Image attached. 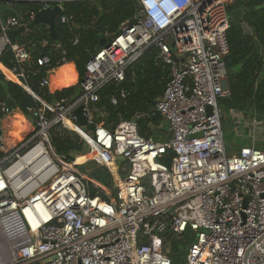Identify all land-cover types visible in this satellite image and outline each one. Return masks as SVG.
Instances as JSON below:
<instances>
[{"label":"built area","instance_id":"2783aa9c","mask_svg":"<svg viewBox=\"0 0 264 264\" xmlns=\"http://www.w3.org/2000/svg\"><path fill=\"white\" fill-rule=\"evenodd\" d=\"M19 1L0 0V6L16 9ZM37 1L39 12L58 6L61 14L64 3L90 0ZM137 3L135 22L122 24L85 64L78 97L27 108L33 136L9 153L0 141L5 154L0 159V264H171L159 235L187 229L195 238L184 264H264V149L247 145L227 154L218 106L229 95L226 0ZM36 14L25 13L27 22L9 14L5 26L0 24V53L9 47L11 72L26 92L25 81L34 75L27 68L31 50L11 44L6 32L30 24ZM60 14V24L73 21ZM152 48L169 70L154 107L169 139L148 141L133 121H121L112 132L101 125L89 133L78 127L74 111L82 107L87 125H93L99 91L121 84L127 69ZM36 63L48 69L51 62L42 57ZM41 86H47L46 78ZM117 101L111 99L113 105ZM230 116L236 134L264 142V122L236 111ZM58 124L76 132L89 148V160L114 175L113 197L90 196L78 165L55 154L49 132ZM169 151L174 156L167 166L159 160ZM116 157L130 166L123 178L113 167Z\"/></svg>","mask_w":264,"mask_h":264},{"label":"trees","instance_id":"16d2710c","mask_svg":"<svg viewBox=\"0 0 264 264\" xmlns=\"http://www.w3.org/2000/svg\"><path fill=\"white\" fill-rule=\"evenodd\" d=\"M262 5L264 0H226L229 14L237 9L243 10L242 20L251 31V35L244 34L240 25L231 21L227 31L229 53L224 59V67L229 95L221 99L218 106L221 111L222 128H228L231 135L233 134V143L226 146V152L229 155L237 153L241 147L247 145L260 150L264 149L259 138L252 141L247 137L246 132L234 133V123L230 116L231 111H236L249 120L264 122V6L256 9ZM41 7L42 3L37 0H22L17 2L16 11L23 21L27 22L25 13H38ZM139 11L137 0H90L64 3L60 16H72L73 21L63 25L58 19L56 41L50 39L49 30L45 25L35 26L15 38V43L31 50V63L27 68L33 71L34 75L27 77L25 81L27 87L35 96L49 105L62 99L69 101L75 89L52 92L45 86H41L46 72L52 68L73 63L81 82L85 64L96 53L100 40L106 38L108 41L117 36L121 25L134 23ZM9 14L11 13H5L4 19ZM75 39L77 42L74 44ZM55 45L61 46V50L65 52L64 55L61 50L54 48ZM157 54L158 51L155 48L148 50L127 69L121 84H110L99 91L98 102L92 105L93 125L84 127V132L93 131L94 125H101L112 132L121 121H133L136 123L138 134L146 140L159 143L169 139L166 122L154 111L155 103L162 96L169 80L168 67L157 59ZM42 57L50 59L48 69L37 66L36 61ZM61 59H64V62H61ZM0 64L9 70L12 69L14 63L9 47L1 52ZM120 91L126 93L125 98H120ZM7 96L23 114H29L27 108L42 107L41 103L20 85L5 81L0 72V119ZM112 98L118 99L116 105L111 103ZM66 124L68 126V123ZM71 129H74L73 125ZM49 141L56 155L63 157L68 163L74 162L78 165L77 170L87 179L90 196L97 195L108 200L115 195L113 175L104 166L92 161L85 163L90 159L87 155L89 148L76 132L58 124L50 130ZM236 142H240L241 146L238 150H232ZM78 155H85L86 160L81 161L82 163L76 161L75 157ZM4 156L5 154L0 152V159ZM173 156L174 154L169 151L159 161L169 166ZM129 167L127 162L120 163L121 178L128 173ZM92 182L100 187H95ZM159 236L162 240V252L171 264H184L190 245L195 238L194 233L189 229L182 234L167 230Z\"/></svg>","mask_w":264,"mask_h":264},{"label":"crops","instance_id":"0c3cea01","mask_svg":"<svg viewBox=\"0 0 264 264\" xmlns=\"http://www.w3.org/2000/svg\"><path fill=\"white\" fill-rule=\"evenodd\" d=\"M0 72L2 73L5 81H10V82H14L18 84L15 81V79L12 78L14 74L11 72V70L7 69L2 64H0ZM9 72L13 76H11ZM45 78L48 81V85L46 86V88L52 92L61 91L63 89H75L74 91V94H75V92L80 89L79 76L75 69V65L73 63H67L63 66L50 69L49 71L46 72ZM28 93H31V96L34 99H36L38 102H40L41 105L47 104L43 102L40 98L35 96L31 92V90ZM3 109L4 110L1 111L2 118L0 119V131H1L0 141L2 142L4 146V150H5L4 153H9L12 150L17 149V147H19L24 141H27L29 138H31L34 134L35 127H34V121L30 117L29 114H23L17 108H15V110L9 113L4 107V104H3ZM71 125L72 124L68 123V127L71 128ZM262 146L264 147V142H262ZM75 158H76V161L80 163H82L81 161L84 162L86 160L85 155H78ZM113 167L117 169L116 171H118L120 168V165L115 164ZM4 250H7V248H4Z\"/></svg>","mask_w":264,"mask_h":264},{"label":"water","instance_id":"95a60500","mask_svg":"<svg viewBox=\"0 0 264 264\" xmlns=\"http://www.w3.org/2000/svg\"><path fill=\"white\" fill-rule=\"evenodd\" d=\"M263 6L264 5L256 7V9H259ZM5 13H11L16 18H18V19L20 18V15L16 11V9L10 8V7L5 6V5L0 6V24H1V26H5V19H4ZM59 14H60V7H58V6H55L51 9L37 13L34 16V19L32 20V22L30 24L21 25L20 27H18L15 30H8L6 32V35H7L9 42L11 44H13L15 42V38L18 35L25 33V32L33 29L35 26H38V25L47 26V28L49 30L50 39L52 41H56V39H57V37H56V24H57V17ZM243 14H244V12L242 9L234 10L229 14V19L231 22L239 24L240 27L242 28L244 34L251 35L250 29L247 27V25L242 20ZM106 41H107L106 38H102L100 40L96 50L98 51L99 49H101L105 45ZM79 94H80V91L77 90L75 92L74 96L71 98L70 102H73L78 97ZM4 107L6 108L7 112H9V113L12 112L13 110H15V108H16L14 102L10 99L9 96H7V98L4 102ZM74 116L76 117L78 127H86L87 126V121L84 118L82 107H78L74 111ZM0 136H1V131H0ZM116 161H117L116 164L120 165V163L123 162L124 160L122 157H116Z\"/></svg>","mask_w":264,"mask_h":264},{"label":"rangeland","instance_id":"374dc122","mask_svg":"<svg viewBox=\"0 0 264 264\" xmlns=\"http://www.w3.org/2000/svg\"><path fill=\"white\" fill-rule=\"evenodd\" d=\"M224 130H223V134H224V138H225V142H226V146H230V144H232L233 143V137H232V135H231V133H230V130L228 129V128H226V127H224L223 128ZM235 131V130H234ZM235 133V132H234ZM263 135V132H262V134H261V136ZM234 136H236V134H234ZM258 136V135H257ZM241 146V144H240V142H236L235 144H233V146H232V150H238L239 149V147ZM230 148V147H229ZM230 151H231V149H230ZM229 151V152H230ZM90 157H91V155L89 154V153H87ZM86 155V154H85ZM90 160H87L85 163H87V162H89ZM84 163V164H85ZM105 192H106V190H105ZM106 193H108V192H106ZM109 194V193H108ZM1 244V243H0Z\"/></svg>","mask_w":264,"mask_h":264},{"label":"bare ground","instance_id":"6f19581e","mask_svg":"<svg viewBox=\"0 0 264 264\" xmlns=\"http://www.w3.org/2000/svg\"><path fill=\"white\" fill-rule=\"evenodd\" d=\"M9 74L11 75V76H13L10 72H9ZM13 79H15V81L17 82V79H16V77H12Z\"/></svg>","mask_w":264,"mask_h":264}]
</instances>
